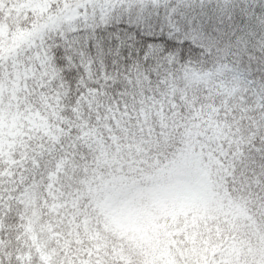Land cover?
Instances as JSON below:
<instances>
[{
	"label": "snow or ice",
	"instance_id": "1",
	"mask_svg": "<svg viewBox=\"0 0 264 264\" xmlns=\"http://www.w3.org/2000/svg\"><path fill=\"white\" fill-rule=\"evenodd\" d=\"M0 264H264V13L0 0Z\"/></svg>",
	"mask_w": 264,
	"mask_h": 264
},
{
	"label": "trees",
	"instance_id": "2",
	"mask_svg": "<svg viewBox=\"0 0 264 264\" xmlns=\"http://www.w3.org/2000/svg\"><path fill=\"white\" fill-rule=\"evenodd\" d=\"M212 2L215 3H223V0H212ZM232 4L236 6L237 12H239L240 9L247 8L251 10L254 14V16H259L260 14L264 13V0H231ZM206 23L211 24V19L206 18ZM236 23H243V18L240 15H237L235 17ZM216 23H219V21H216ZM212 34L215 35V32L212 31ZM123 56L125 58L129 57L128 50L123 51ZM258 54V53H257Z\"/></svg>",
	"mask_w": 264,
	"mask_h": 264
}]
</instances>
